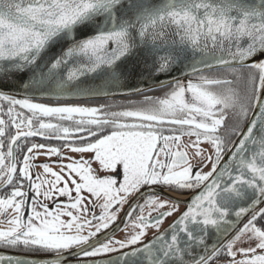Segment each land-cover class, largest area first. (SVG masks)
I'll return each mask as SVG.
<instances>
[{"label": "snow or ice", "instance_id": "1", "mask_svg": "<svg viewBox=\"0 0 264 264\" xmlns=\"http://www.w3.org/2000/svg\"><path fill=\"white\" fill-rule=\"evenodd\" d=\"M56 46L58 54L45 59ZM133 60L168 89L162 97L116 111L34 102L47 93L107 94ZM216 68L233 79L204 72ZM177 71L186 82L168 79ZM90 76L101 83L87 85ZM17 78L22 98L0 90V248L54 254L40 264H264V0H0V83ZM239 82L243 92L233 87ZM231 135L238 139L226 140ZM183 136L195 139L182 145ZM34 137L93 155L64 157L60 147L29 143ZM34 152L71 162L57 163L58 173L31 163ZM93 163L108 174H95ZM36 167L42 175L30 171ZM161 189L195 193L163 232L182 201ZM130 198L111 236L94 239ZM230 216L235 223L248 218L242 227L222 228ZM127 227L131 236L114 238ZM209 228L221 237L210 249ZM148 229L157 234L145 242ZM229 231L235 235L224 239ZM110 253L118 255L84 260ZM0 264L37 261L0 253Z\"/></svg>", "mask_w": 264, "mask_h": 264}, {"label": "water", "instance_id": "2", "mask_svg": "<svg viewBox=\"0 0 264 264\" xmlns=\"http://www.w3.org/2000/svg\"><path fill=\"white\" fill-rule=\"evenodd\" d=\"M59 52V46L54 47L53 49L49 50L45 54V59H52L55 55H57ZM203 68V66H200ZM219 69V68H216ZM214 70V69H212ZM205 71H209V69H204ZM28 73H25L24 76H28ZM172 77H178L179 79L183 80L187 78V76L183 75L179 71L173 72L171 76L168 77V79H171ZM86 84L91 85L92 87H96L101 83L100 80L94 79L93 77H87L85 78ZM20 78H17L15 80H5L3 83H0V90H4L6 92H10L13 95H17L18 98H22L23 93L19 92L18 89L20 88ZM167 83V80L165 81ZM163 87L158 83V79L151 77L148 73V71L144 68L142 60L137 63L135 60L130 62L127 65V70L124 79L119 85L111 86L110 88L106 89L107 94H100V95H94V96H78V95H66L64 97L57 98L55 95L51 93H47L44 95H39L37 98H35L34 101H84V100H94V99H112V98H118V97H125V96H131L139 93H143L152 89H157ZM139 89V91H138ZM252 118V111L249 115V119ZM248 127V121L245 123L242 130H246ZM238 137L235 138L237 140ZM227 154H225L224 160L221 161V165L227 160ZM162 191V190H161ZM164 191V190H163ZM198 191V190H197ZM195 193L192 192L190 194H187L185 196L177 197L173 194H169V192L164 191L165 196H172L174 199H179L182 201L180 204L183 208L181 211L166 225L164 226L160 231L163 232L164 229L168 228V226L179 216L180 213H182L185 210V205L183 201H186L188 198L193 196ZM133 201L130 202V204ZM264 204L259 205V207H262ZM247 216L243 217L241 221L238 223H235L237 221V218L235 216H230L229 224L222 225V228L228 229L231 228L233 223H235V226L238 228L242 225V223L245 221ZM235 231H229L228 235L224 237V239H229ZM157 234V233H156ZM148 238L147 240L151 239ZM221 237L218 235L215 229L209 228L208 235L205 237V242L208 245L209 249L212 248L214 245H216ZM145 240V242H147ZM123 251H129V249H124ZM0 253L6 254V255H12L14 257H18L20 259H34L37 261V264H40V261L42 259L49 258L53 256L54 254L48 253V254H29V253H19V252H13V251H7V250H1ZM195 253L200 254L201 249L196 248ZM118 253H112L107 256L103 257H96V258H84L86 261H91L93 259H101V260H107L111 257L117 256ZM71 264H79V262L75 259H71Z\"/></svg>", "mask_w": 264, "mask_h": 264}, {"label": "flooded vegetation", "instance_id": "3", "mask_svg": "<svg viewBox=\"0 0 264 264\" xmlns=\"http://www.w3.org/2000/svg\"><path fill=\"white\" fill-rule=\"evenodd\" d=\"M205 74L209 75V76H221V77H224V78H227V79H233V77L227 75V72L223 68L205 71ZM187 79H188V77L183 79V81L186 82ZM233 87H237L243 92V90L245 88V84L243 82H239V83L233 84ZM166 91H168V89L166 87H160V88L152 89V90H149V91H146V92H143V93H139V94H135V95H131V96H125V97L112 98V99H94V100H84V101H34V102L44 103V104H48V105H56V104L64 105V104H68V105H81V106H89V107H101V106H103L105 108V110L116 111V110H123V109H128V108H133V107H139V106L142 105L145 96L162 97ZM250 112H251V110L249 111V115H250ZM246 121L247 120H244V121H242L239 124V128L241 130H242L243 126L245 125ZM235 123H236L235 120L230 115L228 120L226 121L227 126L229 128H231L232 126L235 125ZM221 134H224V129H221ZM236 137L237 136H235V135H231L230 137L226 136V140H235ZM194 139H195L194 137L183 136L182 137V145H187V144H185V142H187L189 144L190 141L194 140ZM31 142L43 143V144H48V145L60 147V149H61L60 150V155L62 153H65L68 157H71V158H74V159H79L81 155H83L84 158L87 159V158H91L92 155H93L92 153L73 155L72 152L69 149H67V148L64 149V147H62V144L64 142L63 141H59V140H54V139H52V140H44V139H41L39 137H34V138L30 139L29 143H31ZM77 143H80V141H77ZM27 146L28 145L26 144L23 147L22 151L17 153V155H18V157L20 159L23 158V153L26 152ZM6 147H7V141H5V151H6ZM201 148L207 150V152L205 153L206 156L211 154V146L208 145L207 143H203L201 145ZM186 151H187L188 156H189L190 159L191 158H195L194 157V152L192 151L191 148L186 149ZM191 151H192V153H191ZM31 155H37V154L34 152ZM48 157L49 156H46V155H37V158L35 160H32L31 163H33L34 165H42V164L52 165V164L56 163L55 161H57L56 159H58L59 156L56 155L54 159L48 158ZM52 157H53V155H52ZM69 162H71V161H68L65 164H67ZM209 164H211V163H208V165ZM91 167L95 170V174L100 175L99 174L100 169H99L98 163H93L91 165ZM30 171H32L33 174L36 175L37 172H41L43 170L40 167H36L35 169H31ZM60 186H62V185H60ZM161 190L163 191V189H161ZM166 192H168V191H166ZM190 192H192V191H187L184 195H186V194H188ZM169 194L175 195L174 193H171V192H169ZM30 195H31V193H30ZM82 195L86 196V192H83ZM58 201H65L66 202L67 200H66L65 197H58ZM131 201H132V198H130L129 202L126 203L123 206V209L119 213V216L117 218L116 223L111 225L108 229L103 230L94 239L101 240L106 235L107 236H111V233H112L113 229L116 228V226L118 224L122 223V221L124 219V216H125V213L128 211L129 204H130ZM139 202L143 203V199H141ZM52 206L53 205L49 204V207H52ZM263 207H264V205H263ZM179 208L181 210L182 206L180 205ZM147 213H148V209L146 208L144 210V214L147 215ZM96 214L99 215V213H97V212H96ZM136 214H139V209H137V213ZM153 215H155V213H153ZM64 219H67V217H64ZM165 220H164L163 224L161 225L160 230L169 222V220H167V221H165ZM262 223L264 224V220H262ZM124 230H125V228L122 231H117L115 233L114 238L115 239H123L122 235H123ZM136 231H138V229H136ZM84 234H87V230H85ZM154 234H156L155 229H148L147 230V236L144 239L147 240L148 238H150ZM27 253H30V252H27ZM110 254H112V253H110ZM87 258H92V257H87Z\"/></svg>", "mask_w": 264, "mask_h": 264}, {"label": "rangeland", "instance_id": "4", "mask_svg": "<svg viewBox=\"0 0 264 264\" xmlns=\"http://www.w3.org/2000/svg\"><path fill=\"white\" fill-rule=\"evenodd\" d=\"M185 142V141H184ZM185 144H188L187 142H185ZM65 149V148H64ZM43 151V150H42ZM192 151L194 152V149H192ZM192 151H191V153H192ZM73 155H77V153H72ZM55 156L56 155H53V157L51 156V157H48V158H52V159H54L55 158ZM61 156H64V157H68L65 153H62L61 154ZM193 159V160H192ZM57 161H55L56 163H54V164H52V165H49L50 167H51V169H52V171H55V172H60V168L59 167H57V163H62V164H65L66 162H68V161H70V160H68V159H63V160H61L59 157H58V159H56ZM191 160H192V162H193V164H197L199 161H198V158H191ZM211 170V164H209V165H207V167H204L203 168V171L204 172H208V171H210ZM42 173H43V171H41V172H37L36 173V175L37 174H41L42 175ZM99 174H100V176H104V175H107V173L106 172H103V171H99ZM44 179H48V180H51L52 179V177H50V176H45L44 177ZM72 195L73 196H75V193L73 192L72 193ZM86 196H90V194H88L87 192H86ZM66 198V200L68 199L67 197H65ZM45 203H47L48 205L49 204H51L49 201H45ZM98 203V202H97ZM52 205V204H51ZM53 207V206H52ZM179 210H180V208H179ZM94 211L95 212H97V213H100V209H99V207H96L95 209H94ZM179 212H177V213H175L172 217H168L165 221H167V220H169V222L175 217V215L176 214H178ZM168 222V223H169ZM167 223V224H168ZM133 229L131 228V227H127V228H125V230H124V232H123V239L125 238V236H131L132 234H133ZM238 247L240 246V245H237ZM240 257L238 256L237 257V259H239Z\"/></svg>", "mask_w": 264, "mask_h": 264}, {"label": "trees", "instance_id": "5", "mask_svg": "<svg viewBox=\"0 0 264 264\" xmlns=\"http://www.w3.org/2000/svg\"><path fill=\"white\" fill-rule=\"evenodd\" d=\"M258 224H263V223H262V221H260V222L258 221ZM0 249L7 250V251H13V252H26L27 253V251H24V250L19 249V248L18 249L0 248Z\"/></svg>", "mask_w": 264, "mask_h": 264}]
</instances>
